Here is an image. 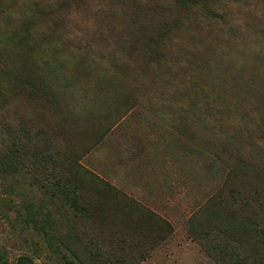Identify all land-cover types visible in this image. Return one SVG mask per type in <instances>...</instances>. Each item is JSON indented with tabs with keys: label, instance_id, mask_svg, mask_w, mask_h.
I'll use <instances>...</instances> for the list:
<instances>
[{
	"label": "rangeland",
	"instance_id": "1",
	"mask_svg": "<svg viewBox=\"0 0 264 264\" xmlns=\"http://www.w3.org/2000/svg\"><path fill=\"white\" fill-rule=\"evenodd\" d=\"M0 264H264V0H0Z\"/></svg>",
	"mask_w": 264,
	"mask_h": 264
}]
</instances>
